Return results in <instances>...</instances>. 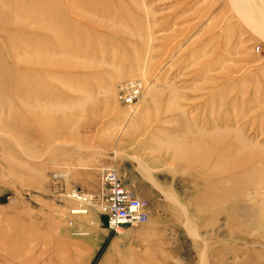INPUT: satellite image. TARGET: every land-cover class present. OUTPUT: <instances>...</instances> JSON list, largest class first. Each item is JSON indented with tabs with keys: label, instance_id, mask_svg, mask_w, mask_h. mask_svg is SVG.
Wrapping results in <instances>:
<instances>
[{
	"label": "rangeland",
	"instance_id": "rangeland-1",
	"mask_svg": "<svg viewBox=\"0 0 264 264\" xmlns=\"http://www.w3.org/2000/svg\"><path fill=\"white\" fill-rule=\"evenodd\" d=\"M245 1L0 0V264H264V16ZM105 166L148 201L125 234Z\"/></svg>",
	"mask_w": 264,
	"mask_h": 264
},
{
	"label": "built area",
	"instance_id": "built-area-1",
	"mask_svg": "<svg viewBox=\"0 0 264 264\" xmlns=\"http://www.w3.org/2000/svg\"><path fill=\"white\" fill-rule=\"evenodd\" d=\"M117 97L124 105H135L144 90L139 78H131L117 84ZM78 200H85L78 191L72 192ZM98 204L105 214L109 229L119 232L125 225L146 222L149 219L148 201L126 187L115 166H105L100 171V194ZM90 200V199H89ZM87 209L77 206L73 212Z\"/></svg>",
	"mask_w": 264,
	"mask_h": 264
},
{
	"label": "bare ground",
	"instance_id": "bare-ground-1",
	"mask_svg": "<svg viewBox=\"0 0 264 264\" xmlns=\"http://www.w3.org/2000/svg\"><path fill=\"white\" fill-rule=\"evenodd\" d=\"M243 1V0H242ZM239 2V1H238ZM246 2H248L250 5H252V6H254V8L256 7V9L258 10V12H259V17H261V16H264V9H263V7L258 3V0H247V1H245V3ZM240 4L241 3H243V2H239ZM248 3H247V5H248ZM235 4H238V3H235ZM239 5V4H238ZM242 5V4H241ZM257 5L259 6V9H258V7H257ZM244 6V5H243ZM249 6V5H248ZM240 8H242V6L240 7ZM244 8H245V6H244ZM253 8V9H254ZM243 10V9H242ZM244 10H246V9H244ZM255 11V10H254ZM255 12H257V11H255ZM248 13V12H247ZM250 14V13H249ZM256 14V13H255ZM248 15V14H247ZM251 15V14H250ZM245 16H246V14H245ZM248 17V16H247ZM250 18V17H249ZM248 19V18H247ZM253 19H254V16H253ZM259 19V18H258ZM256 20H257V17H256ZM260 20H261V18H260ZM249 21V20H248ZM251 21H253V20H251ZM263 21V20H262ZM250 22V21H249ZM248 22V23H249ZM255 22V21H254ZM256 22H259V20H257ZM252 23V22H251ZM260 24L262 23V22H259ZM253 24V23H252ZM263 24V23H262ZM256 25V24H255ZM254 25V26H255ZM259 25V24H258ZM264 25V24H263ZM260 28H263V27H261V26H259ZM257 29H259L258 27H256ZM263 30V29H262ZM260 31V30H259ZM261 33V32H260ZM143 82V84H144V91L146 90V84H145V82L144 81H142ZM142 93H143V91H142ZM142 93L140 94V96L142 95ZM139 102V101H138ZM137 104V103H136ZM136 104L135 105H125V106H128V107H131V108H133V107H135L136 106ZM137 108V107H136ZM209 156L207 155L206 156V159L208 158ZM73 196V195H72ZM85 196V195H84ZM81 197L83 198V199H85V200H82V201H89V199H88V197H83L82 195H81ZM149 210V209H148ZM73 213H85L84 211H82V212H73ZM128 229L129 228H123V227H121L120 228V230H119V232L120 233H122V234H125L126 232H128Z\"/></svg>",
	"mask_w": 264,
	"mask_h": 264
},
{
	"label": "crops",
	"instance_id": "crops-1",
	"mask_svg": "<svg viewBox=\"0 0 264 264\" xmlns=\"http://www.w3.org/2000/svg\"><path fill=\"white\" fill-rule=\"evenodd\" d=\"M124 182V181H123ZM125 184V183H124ZM126 185V184H125ZM137 195V194H136Z\"/></svg>",
	"mask_w": 264,
	"mask_h": 264
}]
</instances>
